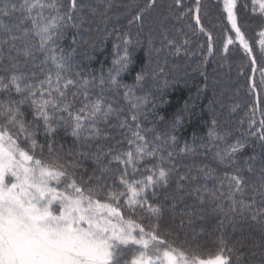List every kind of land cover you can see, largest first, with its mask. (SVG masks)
Wrapping results in <instances>:
<instances>
[{"label":"snow or ice","instance_id":"obj_1","mask_svg":"<svg viewBox=\"0 0 264 264\" xmlns=\"http://www.w3.org/2000/svg\"><path fill=\"white\" fill-rule=\"evenodd\" d=\"M196 3L195 22L206 32L200 22L199 0ZM252 3L253 12L264 16V0ZM175 5L183 7L182 0H175ZM155 6L156 0H148L133 20H141ZM64 7L62 0H0V264H245V250L257 246L264 257V167L247 198L248 181L238 174L239 169L224 173L227 194L203 190L213 201L227 200V210L222 203L217 209L238 235L226 238L225 221L220 220L221 230L212 248L195 235L174 243L173 234L160 223V203L149 197L156 198L157 188L169 185L174 169H166L163 162L172 163L178 137L155 126L145 127L149 100L135 96L145 73L137 74L135 86H123L126 111L105 98L103 75L97 81L92 72L77 70L75 37L67 51L60 45L67 25L79 27L72 23L78 15L80 24L84 22L86 5L68 0L67 10L62 11ZM236 9L237 0H223L236 41L255 64ZM259 35L264 57V31ZM207 36L211 55V33ZM233 42L228 36L225 52ZM123 43L125 55L117 62L119 68L107 77L108 90L117 94L121 85L116 77L130 63L126 46L131 40ZM256 123L251 120L249 128ZM259 125L249 135H258L264 145V119ZM101 126L119 130L118 135ZM60 128L73 140L67 151L55 139ZM209 135L222 139L214 130ZM108 140L126 143L128 150L105 146L103 141ZM245 143L237 140L230 150L216 151V159L230 167L225 161L234 164ZM181 153L194 154L195 148L185 143ZM254 159L255 155L249 157ZM205 169L207 165L200 171L206 177L214 171ZM247 171H252L251 163ZM187 179L179 177L178 192H183L180 181ZM197 199L203 201L204 196L197 195ZM253 227L259 229L260 245L254 243Z\"/></svg>","mask_w":264,"mask_h":264},{"label":"trees","instance_id":"obj_2","mask_svg":"<svg viewBox=\"0 0 264 264\" xmlns=\"http://www.w3.org/2000/svg\"><path fill=\"white\" fill-rule=\"evenodd\" d=\"M62 3L65 5L62 11L67 10L68 0H62ZM78 3L86 5L82 9L84 22L80 24L78 15L72 23L79 24V27L67 25L60 45L67 51L75 37L77 70L84 74L92 72L97 81L103 75L105 98L114 101V107L119 104L126 111L128 101L123 98V86H135L137 74L145 73L142 85L135 88V96L149 100L145 127L155 126L157 130H166L178 137L172 149V163L163 162L166 169H174L169 185L167 189L157 188L156 198L149 197L158 201L163 209L160 223L164 230L173 234L171 239L176 245L195 235L209 248L221 230L220 220L225 221L226 238L238 235L232 232L231 225L217 209V204L222 203L227 210V200L213 201L203 190L215 191L217 196L221 192L227 194L228 181L224 173H237L239 169L238 174L248 181L247 198L251 195V185L257 182L260 169L264 167V145L258 135H249L264 119V84L261 83L264 57L260 55L259 44V33L264 31V16L258 10L253 12L252 0H238L240 26L256 57V63L252 64L249 55L236 41L223 10V0H199L200 22L206 32H201L195 22L196 0H182L183 7L175 5V0H156V6L147 10L141 20H133V17L139 9L145 8L148 0H78ZM189 8L193 11L188 12ZM207 33L212 36L211 55L208 53ZM228 36L234 42L225 52ZM127 39L131 40L126 46L130 63L116 77L121 85L117 94L108 90L107 77L115 75L118 70L117 62L125 55L123 41ZM153 105H156L154 110ZM27 118L32 119L31 115ZM253 119L257 123L250 129L249 123ZM101 127L113 136L118 135L119 130ZM210 130L222 139L210 136ZM39 139L44 142L43 131ZM55 139L65 146V151L73 146L71 135L63 128L57 129ZM237 140L246 142L245 147L235 155V163L225 161L230 164L225 167L216 159L215 153L230 150ZM103 143L128 150L126 143L116 144L114 140ZM185 143L195 148L194 154L181 153ZM22 146L25 145L22 143ZM253 155L255 159L250 161L249 157ZM249 163L251 172L247 171ZM205 165V171L214 170L208 177L200 171ZM185 175L188 179L180 181L183 185L181 193L177 191L176 182ZM198 188L201 190L199 194L196 192ZM197 195H203L204 200L197 199ZM169 196L175 198L167 199ZM250 232L254 243L260 245L259 229L253 227ZM245 254V264H261L264 259L259 246L246 249Z\"/></svg>","mask_w":264,"mask_h":264},{"label":"rangeland","instance_id":"obj_3","mask_svg":"<svg viewBox=\"0 0 264 264\" xmlns=\"http://www.w3.org/2000/svg\"><path fill=\"white\" fill-rule=\"evenodd\" d=\"M237 5H238V0H237ZM236 12H237V9H236Z\"/></svg>","mask_w":264,"mask_h":264}]
</instances>
